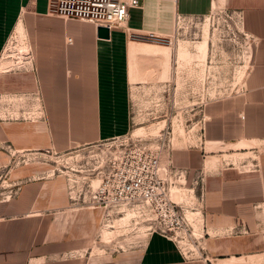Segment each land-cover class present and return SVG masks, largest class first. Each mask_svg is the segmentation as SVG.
Listing matches in <instances>:
<instances>
[{"label": "crops", "instance_id": "1", "mask_svg": "<svg viewBox=\"0 0 264 264\" xmlns=\"http://www.w3.org/2000/svg\"><path fill=\"white\" fill-rule=\"evenodd\" d=\"M48 1L0 0V55L19 18L29 47L25 68L0 69V167L18 153L64 154L127 132L129 90L140 82L131 43L145 45L130 36H168L176 14L231 10L250 40L238 98L213 107L202 148L169 155L202 178L189 189L200 206L201 255L185 258L153 233L134 264H264V0H139L108 39L89 22L50 14ZM13 179L11 197L0 191V264H102L84 254L100 208L69 203L57 178Z\"/></svg>", "mask_w": 264, "mask_h": 264}, {"label": "rangeland", "instance_id": "2", "mask_svg": "<svg viewBox=\"0 0 264 264\" xmlns=\"http://www.w3.org/2000/svg\"><path fill=\"white\" fill-rule=\"evenodd\" d=\"M130 37L145 45L131 43L132 56L137 55L131 65V76L134 80L135 71L140 82L129 90L128 131L64 154L46 150L15 154L7 166L0 167L1 197H11L9 190H13L11 184L16 182L13 179L16 174L27 178L49 177L66 183L69 203L84 206L83 199H87L91 190L87 184L98 183V171L104 168L107 159L124 145L141 140L161 153L163 168L185 171L183 176L172 180V199L183 206L185 214L195 223L193 227L188 220L196 235L182 244L186 243L188 250L196 244L195 256H200V214H197L200 206L189 189H200L202 178L196 171L189 177L187 170L170 162L169 155L205 145L207 124L218 112L213 107L232 104L238 98L248 65L250 40L234 12L216 8L208 15L181 16L168 36ZM27 39L19 18L4 42L0 69L20 71L26 67ZM150 225L134 214L109 220L100 217L97 236L84 254L93 253L102 264H134L149 236Z\"/></svg>", "mask_w": 264, "mask_h": 264}, {"label": "built area", "instance_id": "3", "mask_svg": "<svg viewBox=\"0 0 264 264\" xmlns=\"http://www.w3.org/2000/svg\"><path fill=\"white\" fill-rule=\"evenodd\" d=\"M138 6L139 0L48 1L50 14L106 27L109 33L115 28H126L129 10ZM180 18L179 14L174 16L172 32ZM98 174L100 179L95 186L87 184L91 190L83 199L86 205L100 208L104 220L123 214L137 215L150 222L149 235L161 234L174 241L185 258L196 257V244L189 250L186 243L182 244L195 235L185 209L171 195L172 180L183 176L184 170L163 168L161 153L136 140L111 155Z\"/></svg>", "mask_w": 264, "mask_h": 264}, {"label": "water", "instance_id": "4", "mask_svg": "<svg viewBox=\"0 0 264 264\" xmlns=\"http://www.w3.org/2000/svg\"><path fill=\"white\" fill-rule=\"evenodd\" d=\"M96 34L98 38L108 39L110 37L109 30L106 27H96Z\"/></svg>", "mask_w": 264, "mask_h": 264}, {"label": "bare ground", "instance_id": "5", "mask_svg": "<svg viewBox=\"0 0 264 264\" xmlns=\"http://www.w3.org/2000/svg\"><path fill=\"white\" fill-rule=\"evenodd\" d=\"M208 30V29H207ZM207 30H206V32H207ZM28 56H29V52H28V55L26 56L27 57V60L29 59L28 58ZM174 194V193H173ZM177 194H178V192H177ZM181 194V193H180ZM171 195H172V190H171ZM182 197V196H181ZM128 215V214H127ZM187 218H188V220L190 221V219H189V217H188V213H187ZM190 222H192V221H190ZM194 222H192V225H193V227H194ZM194 233H195V228H194ZM196 235V234H195Z\"/></svg>", "mask_w": 264, "mask_h": 264}]
</instances>
